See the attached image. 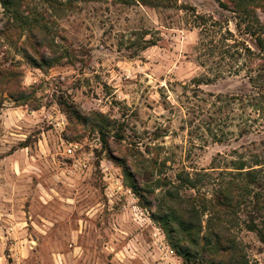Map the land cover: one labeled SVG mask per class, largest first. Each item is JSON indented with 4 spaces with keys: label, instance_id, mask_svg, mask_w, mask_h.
<instances>
[{
    "label": "rangeland",
    "instance_id": "rangeland-1",
    "mask_svg": "<svg viewBox=\"0 0 264 264\" xmlns=\"http://www.w3.org/2000/svg\"><path fill=\"white\" fill-rule=\"evenodd\" d=\"M178 1L168 9L78 2L63 16L36 1L32 12L53 42V64L42 67L2 35L10 14L0 5V63L15 64L35 89L28 106L0 93V264H184L101 153L93 125L100 112L124 124L121 147H160L171 177L264 142V112L229 99L257 92L259 62L246 53L259 52L255 40L215 0ZM243 119L253 123L245 137ZM234 231L250 263L264 264L258 237Z\"/></svg>",
    "mask_w": 264,
    "mask_h": 264
},
{
    "label": "trees",
    "instance_id": "trees-1",
    "mask_svg": "<svg viewBox=\"0 0 264 264\" xmlns=\"http://www.w3.org/2000/svg\"><path fill=\"white\" fill-rule=\"evenodd\" d=\"M36 1L46 4L55 16H63L75 11L78 2L97 0H0V5L10 14L2 35L29 64L42 67L53 64V58L47 55L53 42L46 37L47 24L32 12ZM112 1L165 9L179 6L178 0ZM215 1L222 9L236 15L238 29L251 36L259 49L256 54L246 48L249 57L259 62L257 75L251 78L257 92L229 99L239 101L244 109L263 113L264 22L259 13H264V0ZM197 83L200 86L206 84V80L200 79ZM0 93L17 105L28 106L35 89L23 86L15 64L0 63ZM61 105L72 122L82 119L74 102L65 101ZM94 116V131L101 141V153H107L123 170L140 205L150 212L151 219L164 232L184 264H251L234 228L240 226L254 233L264 245V142L254 143L242 151L235 150L231 155H219L209 171L180 169L171 177L167 174L169 160L163 158L160 147L147 144L144 152L136 144L121 147L124 124L100 112H95ZM252 128L253 123L243 119L240 135L245 137ZM113 129L117 131L112 136Z\"/></svg>",
    "mask_w": 264,
    "mask_h": 264
},
{
    "label": "built area",
    "instance_id": "built-area-1",
    "mask_svg": "<svg viewBox=\"0 0 264 264\" xmlns=\"http://www.w3.org/2000/svg\"><path fill=\"white\" fill-rule=\"evenodd\" d=\"M68 153H69V154H72V153H73L72 148H70V149L68 150Z\"/></svg>",
    "mask_w": 264,
    "mask_h": 264
}]
</instances>
